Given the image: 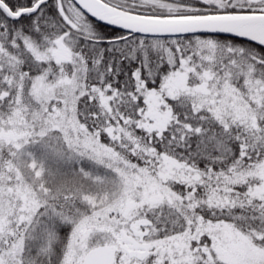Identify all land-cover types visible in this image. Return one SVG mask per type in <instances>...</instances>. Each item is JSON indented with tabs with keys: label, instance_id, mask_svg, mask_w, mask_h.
Wrapping results in <instances>:
<instances>
[{
	"label": "snow or ice",
	"instance_id": "snow-or-ice-1",
	"mask_svg": "<svg viewBox=\"0 0 264 264\" xmlns=\"http://www.w3.org/2000/svg\"><path fill=\"white\" fill-rule=\"evenodd\" d=\"M0 264H264V0H0Z\"/></svg>",
	"mask_w": 264,
	"mask_h": 264
}]
</instances>
